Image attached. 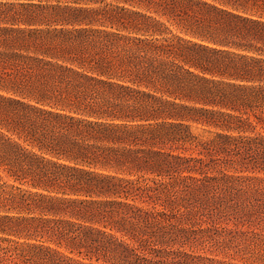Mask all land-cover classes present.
<instances>
[{"label": "trees", "instance_id": "obj_1", "mask_svg": "<svg viewBox=\"0 0 264 264\" xmlns=\"http://www.w3.org/2000/svg\"><path fill=\"white\" fill-rule=\"evenodd\" d=\"M254 263L264 0H0V264Z\"/></svg>", "mask_w": 264, "mask_h": 264}, {"label": "rangeland", "instance_id": "obj_2", "mask_svg": "<svg viewBox=\"0 0 264 264\" xmlns=\"http://www.w3.org/2000/svg\"><path fill=\"white\" fill-rule=\"evenodd\" d=\"M234 252H231L230 254H232L233 255V257H234V259L236 260V261H239L240 260V258H239V256L236 254L235 255V253L233 254ZM219 258H224V256H219ZM255 264V263H254Z\"/></svg>", "mask_w": 264, "mask_h": 264}]
</instances>
